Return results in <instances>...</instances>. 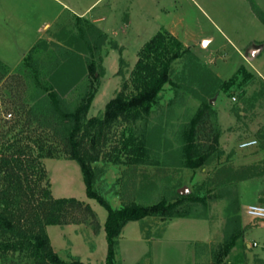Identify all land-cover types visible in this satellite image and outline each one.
I'll return each mask as SVG.
<instances>
[{"label":"rangeland","instance_id":"rangeland-1","mask_svg":"<svg viewBox=\"0 0 264 264\" xmlns=\"http://www.w3.org/2000/svg\"><path fill=\"white\" fill-rule=\"evenodd\" d=\"M10 2L23 6L31 29L39 26L42 8L47 18L59 9L51 0H2L3 6ZM97 9L105 10V22L99 26L103 32L93 31L77 21L75 28H61L60 33L59 26L67 16L61 13L48 35L61 37L62 46L38 40L25 54L35 49L47 68L45 77L48 68L64 54L68 55V51L81 55L84 67L93 62V74L84 75L62 97L72 107L88 91L90 79L97 80L88 118L102 116L105 104L129 82L140 49L157 32L166 31L176 37L190 50V55L174 62L172 82L165 86L158 106L146 121L134 126L137 135L147 133L152 142L149 164L129 167L101 162L97 165L100 172L96 189L112 207L128 201L151 204L169 197L173 188L176 192L187 189L186 195L201 188L196 193L205 196L204 202L183 203L181 210L188 211L186 217L171 220L149 217L128 222L117 240L116 261L118 264H212L218 255L219 264H264V219L247 215L248 206L264 205V176L206 192L202 187L205 175L185 168L179 156L185 142L180 127L188 126L205 98L211 107L200 112L196 143L210 147L214 144L211 133L218 129L216 146L224 154H232L233 167L264 159V152L254 153L257 143L246 149L238 146L242 141L255 140L257 129L264 122V0H104ZM37 10L38 15L33 14ZM4 42L0 40V45ZM240 66L255 75L251 83L240 86L242 76L233 83L230 81ZM6 67L11 74L16 66ZM65 75L66 72L57 76L58 90L67 84ZM6 78L0 82V123H6L4 128L17 118L11 103L13 97L9 96L16 86L12 89L11 84L10 89L6 88L9 85ZM209 87L208 93L205 90ZM31 90L29 86L28 92ZM110 147L107 146V152L111 151ZM43 165L52 197L77 199L94 212L93 218L87 217L83 222L47 226L53 250L66 261L72 256L84 264H105L107 245L103 224L107 212L86 197L78 164L71 160L44 159ZM237 222L242 228L241 237L222 256V248Z\"/></svg>","mask_w":264,"mask_h":264},{"label":"trees","instance_id":"trees-1","mask_svg":"<svg viewBox=\"0 0 264 264\" xmlns=\"http://www.w3.org/2000/svg\"><path fill=\"white\" fill-rule=\"evenodd\" d=\"M189 55L190 50L176 37L166 31L157 32L140 49L129 82L105 104L102 116L89 118L87 112L97 80L90 79L88 91L72 107L62 97L84 75L93 74V62L84 67L81 55L68 51V55L64 54L50 66L51 69L48 68L46 77L47 68L35 49L13 68L11 74L8 67L0 63V82L7 77L9 85L6 88L10 89L11 84L12 89L16 86L9 96L13 97L11 103L17 115L6 128V123H0V264H84L72 256L68 261L62 259L53 250L46 227L83 222L87 217L93 218L94 212L87 203L77 199L52 197L44 159L75 161L82 174L86 197L106 210L103 224L107 245L105 264H118L115 258L117 240L128 222L149 217L162 220L186 217L188 211L181 210L183 203L204 202L205 196L196 193L201 188L189 195L173 188L169 197L151 204L128 201L112 207L96 189L100 172L97 165L101 162L129 167L149 164L152 142L147 133L137 135L134 126L146 121L158 106L165 86L172 82L174 62ZM64 72L67 84L58 90L57 76ZM240 76V86L251 83L255 77L240 66L230 81L233 83ZM205 91L211 92L210 87ZM201 100L202 110L200 108L187 127H180L185 142L179 156L185 168L205 175L202 187L206 192L264 176V159L233 167L232 154H224L216 146L218 129L211 133L214 144L210 147L196 143L197 121L202 112L211 107L205 98ZM255 141L254 153L264 152V122L257 129ZM107 146H111V151H106ZM235 224L228 243L222 248V256L241 237L242 228L238 222ZM217 256L212 264L221 262V257Z\"/></svg>","mask_w":264,"mask_h":264},{"label":"crops","instance_id":"crops-1","mask_svg":"<svg viewBox=\"0 0 264 264\" xmlns=\"http://www.w3.org/2000/svg\"><path fill=\"white\" fill-rule=\"evenodd\" d=\"M51 1L55 3L59 9L54 11V14L47 18L44 17L45 9L42 8V20L39 26H34L31 29V25L29 24L30 21L27 17L28 15L24 14L22 11L23 6L21 4H13V2H10L7 6H3L4 2L2 3V0H0V40L5 41L4 43L6 44L0 45V62L3 65L10 66L13 64L17 66L24 58L26 52L31 49L38 40H42V42L48 45L53 43L62 46L60 43L61 37H51L48 35L51 33L49 31L50 28L53 24H56L61 13H66L67 16L64 22L59 26L60 29H58V32L61 33V28H65V30H68V28H75L74 25L76 22L80 21L87 27L92 26L97 32L101 33L102 30L99 29V26L105 22V10L97 11V8L104 0H88L86 2L83 0H70L73 4H70L68 0ZM25 8L24 11H27L26 6ZM33 14L38 15V10ZM72 32L76 31L73 30ZM84 42H86V40H84ZM84 57L85 56H83V58ZM245 246L247 248L250 247L248 244Z\"/></svg>","mask_w":264,"mask_h":264},{"label":"built area","instance_id":"built-area-1","mask_svg":"<svg viewBox=\"0 0 264 264\" xmlns=\"http://www.w3.org/2000/svg\"><path fill=\"white\" fill-rule=\"evenodd\" d=\"M10 115H8L9 117ZM256 144L255 140H247V141H242L238 146L241 149H246L251 146H254ZM247 215L255 218V219H264V205L262 204H255V205H250L247 207ZM254 246L256 245L255 243L253 244Z\"/></svg>","mask_w":264,"mask_h":264},{"label":"water","instance_id":"water-1","mask_svg":"<svg viewBox=\"0 0 264 264\" xmlns=\"http://www.w3.org/2000/svg\"><path fill=\"white\" fill-rule=\"evenodd\" d=\"M187 192H188V190L185 188L178 190V193H180V194H187Z\"/></svg>","mask_w":264,"mask_h":264}]
</instances>
